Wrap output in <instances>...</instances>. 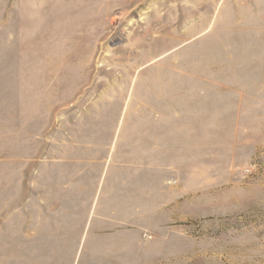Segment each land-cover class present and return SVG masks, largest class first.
Segmentation results:
<instances>
[{"label": "rangeland", "instance_id": "obj_1", "mask_svg": "<svg viewBox=\"0 0 264 264\" xmlns=\"http://www.w3.org/2000/svg\"><path fill=\"white\" fill-rule=\"evenodd\" d=\"M151 118L202 142L144 264H264V0H0V264H69L39 239L54 163L84 135L112 165L119 126Z\"/></svg>", "mask_w": 264, "mask_h": 264}, {"label": "crops", "instance_id": "obj_2", "mask_svg": "<svg viewBox=\"0 0 264 264\" xmlns=\"http://www.w3.org/2000/svg\"><path fill=\"white\" fill-rule=\"evenodd\" d=\"M118 132L124 137L118 135V140L111 141L114 155L119 154L112 165L104 159L106 155L93 157L105 148L94 146L95 141L84 135H72V146L54 163L61 174L62 203L48 220L52 229L39 231V239L53 241L52 252L67 256L66 260L70 257L69 264H144L150 260L152 253L146 249L153 242L145 240L144 233L159 230L175 216V199L161 198L171 190L165 183L174 172V159L178 154L189 158L192 144L202 142V136L191 137L189 129L177 135L180 130L174 129V120L169 118H151L127 130L119 126ZM85 142L87 149L80 152L79 144ZM54 189L52 197L58 200L59 186ZM39 246L43 254L45 245L40 241Z\"/></svg>", "mask_w": 264, "mask_h": 264}]
</instances>
